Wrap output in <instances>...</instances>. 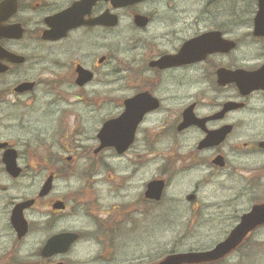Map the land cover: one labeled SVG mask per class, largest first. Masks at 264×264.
I'll return each instance as SVG.
<instances>
[{
  "label": "flooded vegetation",
  "instance_id": "flooded-vegetation-1",
  "mask_svg": "<svg viewBox=\"0 0 264 264\" xmlns=\"http://www.w3.org/2000/svg\"><path fill=\"white\" fill-rule=\"evenodd\" d=\"M17 1L16 13L4 24L20 23L25 28V33L20 39L0 38V44L7 51L23 56L25 60L20 63L1 60L7 69L0 72V126L14 132L20 127L25 128L26 111L37 114L42 112L36 107L42 104V98L38 99L41 101L38 103L37 95L35 96L38 91L42 93V87L73 82L78 88H86L91 83L98 82L99 77H107L104 69H108L111 63L117 67L115 72H108L116 75L114 82L124 86L132 80V95L149 91L159 100V106L143 117L137 127L133 144L125 152L119 154L114 148L108 147L99 152L94 148L92 153L99 156L104 151L111 150L120 157L133 151L134 157L130 162L137 166H132L133 171L140 173L149 170V166L155 161L153 155L156 144L151 143L148 136H145L147 134L143 136L142 143H139L138 136L147 119L163 111L164 115L167 112V119L165 118L162 122L164 125L155 134L166 136V146L158 178L154 176L145 181L143 190L136 198L121 194L119 200L116 198L114 202L104 203L102 208H98L94 202L84 200L76 203L67 197V192L62 195L59 192L60 178L70 181L76 169V157L71 154L63 159L61 154L71 153L73 150H81L79 152L86 154L91 149H84L80 143L77 145L70 135H65V141H61V144L51 143L44 146L34 135L6 137L0 134V264H122L123 257L120 254L124 244L134 240V223L139 222L141 213H152L158 203L146 196L148 183L154 179L164 180V197L167 196L171 205L176 199L174 195L178 196L174 194L176 190H172V187L187 173L201 174L197 175L201 179L197 178L195 188L190 194L192 197H186L193 203H197L200 181L221 175L236 181L238 190L234 195L217 201L223 215L231 216L228 212L224 214L223 209L233 210L229 231L235 228L241 217L254 205L264 204V0H189L198 8L191 21L181 15V0H158L162 4L153 10L152 2L156 0L118 9H114L108 0H98L91 14L86 15L85 19L99 17L110 10L119 18L117 26L83 24L69 30L64 38L56 41L42 39L48 28L45 19L68 9L80 0H26L25 4L22 0ZM160 6L166 10L169 8L173 16L161 23L159 28H164L163 32H147L152 27V30L158 28L155 17L161 13ZM126 11L132 18L130 25L133 34L131 43L120 58L118 53L108 50L107 35L119 28ZM137 13L148 18L146 25L139 26L134 22ZM32 22L35 27L31 34L28 25ZM187 28L194 29L188 36ZM30 34L31 39H37L46 45L71 49L72 57L77 58L67 68L57 64V70L52 74L55 78L52 83L41 79V66L39 71L27 73V64L31 61L26 54V40ZM195 37H199L197 62L173 67L153 64L166 55L178 54L182 46ZM35 61L38 63L41 59L36 58ZM80 66L93 74V79L83 86H77V70ZM236 71L246 73V88L241 89L235 82ZM257 72L261 82L254 86L251 81ZM23 83H33V86L22 91L19 87ZM164 84L172 87L191 84L198 88V92L190 100H186L187 96L178 94L164 99L160 90ZM28 96L33 97V100L25 101ZM127 98H120L119 113L111 118L123 112ZM191 105L192 113L198 121L180 128L184 113ZM4 108L5 111L2 112ZM172 111L174 114H171ZM10 118H17V122L3 123V120ZM152 134L148 135L153 137ZM212 134L216 137L212 143H208L206 140ZM191 139L195 140L194 143L187 144L186 140ZM12 150L15 151L17 166L21 168L18 176L9 174L4 162V155ZM44 150L46 154L42 156L41 152ZM253 159L259 161L258 164L249 162ZM100 166L101 163L96 166L89 165L87 170H96ZM127 176L132 179L131 172ZM48 181L49 184L46 185ZM131 186L132 184H128L127 188ZM93 187L94 184L88 181L87 185L76 191L83 197L87 195V191L90 195ZM68 190L71 193L74 191L72 188ZM29 191L30 195H21L18 198L15 196L17 193ZM107 192L113 193L115 190L107 189ZM29 200L31 203L22 213L27 222V230L25 234H20L13 225L12 216L18 203ZM59 201L64 202V209L55 207ZM246 202L249 204L247 207ZM241 203L245 208L243 205L239 206ZM202 205L203 202L199 207L196 204L190 209L204 215ZM70 211L72 212L66 215ZM175 211L178 212L179 209ZM79 217L91 224L90 231L61 224L64 221H77ZM68 232H77L78 237L64 251L59 248L45 250L49 239ZM251 240L244 243L247 245ZM91 243L99 247V251L93 256L89 250H84V255L80 253L81 249L77 251L80 245ZM243 244L237 251L246 247ZM258 246L264 247V244Z\"/></svg>",
  "mask_w": 264,
  "mask_h": 264
},
{
  "label": "rangeland",
  "instance_id": "rangeland-1",
  "mask_svg": "<svg viewBox=\"0 0 264 264\" xmlns=\"http://www.w3.org/2000/svg\"><path fill=\"white\" fill-rule=\"evenodd\" d=\"M22 1L25 4L26 0ZM181 1V4H183L179 8V10H183L181 15L187 17V21H191L196 15L198 9L197 5L189 0H186L187 3L184 0ZM160 4L162 3L158 0L153 1L152 10L158 8ZM160 9L161 13H158L155 17L158 28L152 30V27L147 32L153 31L155 34L156 31L157 33L163 32L164 28H159L161 23L167 20L169 16H173L169 8L166 10V8L160 6ZM28 15L31 17L30 14ZM33 17L35 18L36 15ZM123 17L124 19L119 28L114 32H109L107 35L108 50L118 53L120 58L125 54V49H127L128 45L131 43V35L133 34V28L130 25V20H132L130 13L127 11L124 12ZM28 26L32 34L35 27L34 22ZM193 31L194 29L187 28L186 36L193 33ZM31 34L26 40V54L31 61L27 64V73H35L40 70L41 66L43 71L41 79L44 82L52 83L55 79L52 74L57 70L55 66L58 64L67 68V66L71 64L73 60L76 61L77 58L72 57L71 49L67 47L65 49H60L56 46L46 45L37 39H31ZM36 58L41 59V61L37 63V61H35ZM104 70H106L105 73H107V77H99V83H91L86 88V91L89 92L88 95H86L85 89L83 90L76 87L73 82H67L61 86H54L51 84L50 87H42V93L38 91L35 94V96L37 95L38 103L40 101L38 99L42 98V104L36 106L39 111L42 112L37 114L36 112L26 111L24 114L25 128L20 127L18 131L14 132L10 129L5 130L3 126H0V134L2 136L29 137L34 135L36 139L42 142V145L49 146L51 143H57V145L61 144V141H65L63 137H65V135H70L71 139L76 141L75 143L77 145L80 143L83 148L85 147L84 149H91L86 154L84 152H79L81 150L75 152L73 150L71 153L61 154L63 159L67 157V155H74L76 157L74 163L76 169L70 181H63L64 179L60 178L59 192L61 195L67 192L69 194L67 197L74 200L76 203L83 202L84 200L94 202L98 208H102L104 203L114 202L116 198L119 200V195L121 194H128L132 198H136L143 190L144 182L160 174L166 146V136L155 134L160 131L161 127L164 125L162 122L167 117V112L164 115L163 111L154 117L148 118L147 122L142 126L141 133L138 136V139H140L139 143H142L141 140L143 136L147 134L145 136H148L151 143L156 144L153 155L155 161L149 166V170L140 173L133 171L132 166L137 167L133 162H130L134 157L133 151H129L124 156L120 157L114 155L111 150H106L99 156L92 153L93 149L99 144L96 135L102 123L106 119L114 117L119 113L118 109L121 97L126 98L132 96V93H134V84L132 80L127 82L122 88H117L116 85L113 84H104L108 78V80H115L116 75L112 73L117 70V67L110 63L108 69L105 68ZM111 71H113L111 74L108 73ZM60 74L61 76L64 75L63 73ZM57 80L60 81L59 79ZM160 90L164 99L165 97L168 98L178 94L180 96L185 95L187 96L186 100H190L195 97L198 92V88L191 84L183 87H172L169 84H164ZM91 94H95L96 96L90 98L89 95ZM49 98H52L51 103L63 104V106H67L69 109L59 107L56 110H51L50 103H46ZM85 98H87V100ZM32 100L33 97L30 96L25 99L27 102ZM65 110L70 112L66 113L64 112ZM3 111H5V108L2 109V112ZM53 112H56V117H50L49 114H53ZM171 114H174V111H172ZM169 116L170 113L168 112V117ZM8 122L16 123L17 118L3 120V123ZM148 134L154 136L150 137ZM194 141L195 140L192 139L186 140V143L193 144ZM45 154V150L41 152L42 156ZM254 160L255 159L249 162L253 165L254 163L258 164L259 161ZM99 163H101L102 166L98 167L96 170H87L89 165L96 166ZM242 163L244 162L242 161ZM129 172H131V180L127 176ZM197 175L199 176L201 174L199 172L187 173L184 177H180L179 180L176 181L172 190H176L174 194H178V196L174 195L176 199L173 201V205L170 204L167 196L157 204L155 210L151 213V215L154 214L151 216L152 223L149 227H147L145 220L139 221L138 229H142L140 232L138 231L133 241L128 242L123 247L120 254V256L123 257L122 264H153L164 258L169 252H187L208 249L226 237L231 228L229 226L232 224L230 217H232L233 210L232 208L223 209L224 214L228 212L231 216L223 215L218 207L217 201H223L226 199L225 197L234 195V192L238 190V184L233 179H227L224 175L200 181L198 199L196 200L197 203H193L189 202L186 197L187 195L188 197L192 196L190 194L195 188L197 178L201 179V177ZM222 180L225 182H221ZM88 181L94 184L92 189L93 192L88 195L89 191H87V195L83 197L79 196L77 191L87 185ZM136 182L138 186H136ZM128 184H132V186L127 188ZM69 188H72L74 191L71 193V191L68 190ZM107 189H114L115 192H107ZM27 194L30 195L31 191L23 194L17 193L15 196L18 198L21 195ZM202 202L203 205L201 207H203L202 210L204 209V215H199V211H191L190 208L195 207L196 204L200 206ZM241 205H243V203L239 206ZM248 205V202H246L245 206L247 207ZM171 206L174 208L177 207L180 210L178 214L175 211L172 213L176 214L167 213V208ZM71 212L72 211L66 212V215ZM102 215H104V213ZM79 218L80 219L77 221H64L61 222V224L72 225V227L76 229L90 231L92 229L91 224L82 217ZM124 230L126 233V228ZM259 244H264V228L260 229V231L252 237V240L246 247L232 254V256L227 258L222 264H264V249L258 246ZM83 245H80L81 247L77 249V251L81 249L80 253L82 255H84V250H89L91 256L99 251V247L93 243L86 246ZM243 254L247 259H245V256L244 258L242 257Z\"/></svg>",
  "mask_w": 264,
  "mask_h": 264
},
{
  "label": "water",
  "instance_id": "water-1",
  "mask_svg": "<svg viewBox=\"0 0 264 264\" xmlns=\"http://www.w3.org/2000/svg\"><path fill=\"white\" fill-rule=\"evenodd\" d=\"M98 0H80L75 2L68 9L49 16L45 19L47 29L44 31L42 39L45 41H56L64 38L68 31L77 28L83 24L95 26L105 25L108 27H115L118 24V16L110 11L105 12L99 17L85 19L86 15H90L94 4ZM111 2L114 8L125 7L136 4L144 0H108ZM18 9L17 0H2L0 2V38L20 39L25 33V28L22 24H10L5 25L4 22L11 16H13ZM260 17V15H259ZM259 17L257 23L259 21ZM134 22L139 26H144L148 22V18L142 14H135ZM9 60L11 62H23L25 58L12 52L7 51L0 44V72H4L7 69L1 60ZM199 60V37L188 40L181 48L178 54L166 55L159 61L154 62V65L160 67H173L183 64L194 63ZM77 85L83 86L92 79V74L82 68L78 67ZM234 80L237 85L243 89L247 86V75L244 71H236L234 74ZM252 84L258 86L261 82L259 72L253 76ZM33 86V83H23L19 89L29 90ZM124 112L115 117L107 120L100 129L97 137L100 145L96 149L99 152L107 147H113L117 153L121 154L125 152L135 138V133L138 125L143 120V117L150 111L156 110L159 106V100L154 97L149 91H145L127 98L124 101ZM192 113V107L184 113V120L180 128L189 126L190 124L197 123V119ZM216 135H211L207 138L208 143H212ZM4 162L6 164V170L12 176H18L21 173V168L17 166L15 151L6 152L4 155ZM50 181V180H49ZM49 181L46 185L49 184ZM165 188V182L162 179H154L148 183L146 196L155 200H160ZM31 203V200L18 203L15 206L12 216V222L16 230L20 234H25L27 230V222L23 218L24 208ZM55 207L58 209H64L63 202H57ZM264 225V204H257L252 209L245 213L237 226L229 233V235L217 243L213 248L205 251L197 252H183L170 254L155 264H198L206 262L218 261L234 249H236L243 240L253 231L255 228ZM78 237V234L74 232H68L54 236L47 242L45 250H54L59 248L60 251H64L71 243H73Z\"/></svg>",
  "mask_w": 264,
  "mask_h": 264
},
{
  "label": "bare ground",
  "instance_id": "bare-ground-1",
  "mask_svg": "<svg viewBox=\"0 0 264 264\" xmlns=\"http://www.w3.org/2000/svg\"><path fill=\"white\" fill-rule=\"evenodd\" d=\"M89 72H90V71H89ZM90 73H91V72H90ZM91 74H92V73H91ZM92 79H93V74H92ZM92 79H91V80H92ZM91 80H90V81H91ZM90 81H89V82H90ZM114 81H115V80H106V81L104 82V84H105V83H108V85L113 84V85H116L117 88H122V87H123V86H119V85H118L116 82H114ZM97 83H99V82H97ZM124 86H125V85H124ZM86 88H87V87H86ZM86 88L83 87V88H81V89H83V90L85 89V91H86ZM88 94H89V92L86 91V95H88ZM152 95H153V94H152ZM89 96H90V98H94L96 95H95V94H91V95H89ZM153 96H154V95H153ZM154 97H155V96H154ZM85 99L87 100V98H85ZM51 101H52V98H49V99L47 100V102H46V103H50L51 110H56V109L59 108V107H61V108H63V109H69V107H67V106H66V107L63 106V104H59V103H51ZM54 102H55V101H54ZM190 107H193V105H191ZM190 107H189V108H190ZM49 108H50V107H49ZM119 108H120V107H119ZM119 110H120V109H118V111H119ZM124 110H125V106H124ZM124 110H123V112H124ZM49 111H50V109H49ZM64 112L69 113L70 111L65 110ZM123 112H122V113H123ZM122 113H121V114H122ZM55 114H56V112H53V114H49V115H50V117H51V116H52V117H56ZM121 114H120V115H121ZM142 121H143V120H142ZM142 121H141V122H142ZM141 122H140V124H141ZM62 125H65V124H62ZM138 126H139V125H138ZM101 128H102V127H100V129H101ZM100 129H99V131H100ZM99 131L97 132V135H98ZM97 135H96V137H97ZM97 139H98V137H97ZM134 139H135V138H134ZM98 140H99V139H98ZM133 142H134V140H133ZM133 142L130 144V146L133 144ZM130 146H129V147H130ZM127 175H128V174H127ZM136 186H138L137 183H136Z\"/></svg>",
  "mask_w": 264,
  "mask_h": 264
},
{
  "label": "trees",
  "instance_id": "trees-1",
  "mask_svg": "<svg viewBox=\"0 0 264 264\" xmlns=\"http://www.w3.org/2000/svg\"><path fill=\"white\" fill-rule=\"evenodd\" d=\"M160 202H158V203H156L155 204V207H156V205L157 204H159ZM175 209H178L177 207H173V206H171V207H169V208H167V210H168V212L167 213H172L173 211H175ZM180 211V210H179ZM178 211V212H179ZM176 212V211H175ZM178 212H176V213H178ZM176 213H172V214H176ZM154 214V213H153ZM152 214V215H153ZM180 214H183V213H180ZM151 213H150V216H149V223L147 224V225H149V224H151L152 223V218H151ZM145 224V223H144ZM252 237H249L247 240H246V243L248 242V240H250ZM245 244V243H244ZM243 244V245H244ZM246 245V244H245ZM261 247V246H260ZM262 249H264V247H261ZM171 253H173V252H171ZM243 256H245L244 254H243ZM224 262V260H222V261H219V264H222Z\"/></svg>",
  "mask_w": 264,
  "mask_h": 264
}]
</instances>
